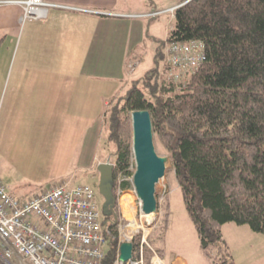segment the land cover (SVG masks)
Returning <instances> with one entry per match:
<instances>
[{
  "label": "trees",
  "instance_id": "obj_1",
  "mask_svg": "<svg viewBox=\"0 0 264 264\" xmlns=\"http://www.w3.org/2000/svg\"><path fill=\"white\" fill-rule=\"evenodd\" d=\"M191 39L205 42L206 59L186 82L159 79L160 68L153 66L105 112L116 201L111 214H103L109 247L102 264H113L119 248L117 176L132 175L136 167V109L150 112L154 139L171 162L200 248L212 264H236L224 238L226 223L264 233V0H179L167 40ZM167 198L162 220L169 215ZM148 239L153 242L152 233Z\"/></svg>",
  "mask_w": 264,
  "mask_h": 264
},
{
  "label": "rangeland",
  "instance_id": "obj_2",
  "mask_svg": "<svg viewBox=\"0 0 264 264\" xmlns=\"http://www.w3.org/2000/svg\"><path fill=\"white\" fill-rule=\"evenodd\" d=\"M137 10L135 19L143 22L142 35H138L139 41L134 44L135 54L139 56L140 61L137 68L131 67V76L126 69V61L129 59L127 54L106 57L100 62L101 73L91 75L88 80L91 86L88 100L84 98L83 101L73 102V110L70 109L71 112L66 115H63L61 107L55 106L56 114L48 116L51 119L45 116L41 121L33 117H28L26 121L21 120L18 136L6 131L0 134V178L16 198L28 199L44 187L73 177L72 182L75 184L87 183L94 186L102 211L104 196L98 187L100 174L97 166L99 162L115 158L114 146L105 142L107 132L103 119L109 103L126 94L136 79H139L140 83L141 78L153 66L160 68L159 79L160 75L166 76L167 52L163 40L167 29L170 30L174 26V12L166 11L158 17H153L145 13L147 10ZM11 124L13 125V122ZM2 125L0 118V129ZM155 146L157 152L164 155L156 140ZM83 150L84 153L80 154ZM164 188H168L169 193L164 194ZM155 195L159 200L156 212L143 221L138 194H118L122 217L118 232L121 225L133 222L129 217L131 213L139 222V226L135 227L143 230L145 228V232L152 233L151 243L159 252L157 245L162 228L154 227L160 222L164 206L163 196L167 195L165 206L172 219L169 234L161 243L166 249V259L170 260L168 254L181 253L189 258L190 264H210V258L200 248L196 229L186 209L169 159L166 162L165 175L156 183ZM103 214L102 211V218ZM155 219L157 221L151 225ZM223 232L236 264H264V233L252 230L247 224L239 225L234 222L226 223ZM108 247L109 241H106L105 251ZM199 257L203 258L202 262Z\"/></svg>",
  "mask_w": 264,
  "mask_h": 264
},
{
  "label": "crops",
  "instance_id": "obj_3",
  "mask_svg": "<svg viewBox=\"0 0 264 264\" xmlns=\"http://www.w3.org/2000/svg\"><path fill=\"white\" fill-rule=\"evenodd\" d=\"M23 1L0 0L1 135L6 131L18 136L21 120L51 119L55 106L66 115L73 110V102L88 100V80L101 73L100 62L106 57L127 54L131 76V67L137 68L140 61L134 48L143 24L135 19L137 9L149 14L158 11L150 14L158 17L179 5V0H45L51 3L46 18L22 20ZM171 219L169 213L154 227L162 228L159 252L168 264H190L181 253L168 254L170 260L166 259L161 243L169 234Z\"/></svg>",
  "mask_w": 264,
  "mask_h": 264
},
{
  "label": "built area",
  "instance_id": "obj_4",
  "mask_svg": "<svg viewBox=\"0 0 264 264\" xmlns=\"http://www.w3.org/2000/svg\"><path fill=\"white\" fill-rule=\"evenodd\" d=\"M50 4L45 0L23 1L22 20L46 18ZM165 45V75L179 83L186 82L206 59V45L201 39L167 40ZM72 180L73 177L63 179L20 200L0 178V264H102L107 236L96 189ZM125 181L130 182L127 188L123 187ZM117 190L120 195H135L133 174H119ZM166 193L168 188H164ZM140 205L143 211L141 199ZM141 230L136 246L134 239ZM144 230L135 227L134 222L120 226L119 248L113 264H168ZM123 241L134 243L133 255L126 261L120 257Z\"/></svg>",
  "mask_w": 264,
  "mask_h": 264
},
{
  "label": "water",
  "instance_id": "obj_5",
  "mask_svg": "<svg viewBox=\"0 0 264 264\" xmlns=\"http://www.w3.org/2000/svg\"><path fill=\"white\" fill-rule=\"evenodd\" d=\"M132 145L136 163L133 173V181L142 200L144 213L156 211L158 203L155 195L156 183L165 175L166 155L157 152L154 140L151 115L148 109H136L132 111ZM100 180L99 190L104 196L102 211L106 215L111 214L116 198L113 193L114 163L111 161L100 162L97 166ZM156 219L150 223L151 225ZM134 243L123 241L120 244V257L129 260L133 255Z\"/></svg>",
  "mask_w": 264,
  "mask_h": 264
},
{
  "label": "bare ground",
  "instance_id": "obj_6",
  "mask_svg": "<svg viewBox=\"0 0 264 264\" xmlns=\"http://www.w3.org/2000/svg\"><path fill=\"white\" fill-rule=\"evenodd\" d=\"M154 212H156V211H154ZM154 212H151V213H144L143 212L142 220L144 221L148 216H150V217L153 216ZM129 217L131 219H133V222H134L135 225H139V222L136 221V219H134V217H133V215L131 213H130Z\"/></svg>",
  "mask_w": 264,
  "mask_h": 264
}]
</instances>
